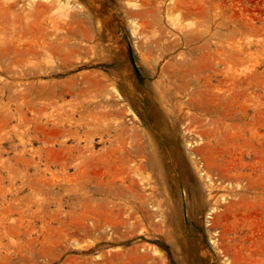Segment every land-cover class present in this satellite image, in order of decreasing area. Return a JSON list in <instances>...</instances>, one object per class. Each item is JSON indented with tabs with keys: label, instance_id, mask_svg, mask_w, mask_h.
<instances>
[{
	"label": "rangeland",
	"instance_id": "obj_1",
	"mask_svg": "<svg viewBox=\"0 0 264 264\" xmlns=\"http://www.w3.org/2000/svg\"><path fill=\"white\" fill-rule=\"evenodd\" d=\"M0 264H264V0H0Z\"/></svg>",
	"mask_w": 264,
	"mask_h": 264
},
{
	"label": "bare ground",
	"instance_id": "obj_2",
	"mask_svg": "<svg viewBox=\"0 0 264 264\" xmlns=\"http://www.w3.org/2000/svg\"><path fill=\"white\" fill-rule=\"evenodd\" d=\"M146 117H147V116H146ZM146 117H145V118H146ZM153 117H154V116H153ZM153 117H151V119H153ZM148 119H149V118H148ZM151 122H152V120H151ZM149 123H150V122H149ZM214 209H215V208H214ZM210 210L212 211L213 208H211ZM212 212H213V211H212ZM208 216H210V211L208 212Z\"/></svg>",
	"mask_w": 264,
	"mask_h": 264
}]
</instances>
